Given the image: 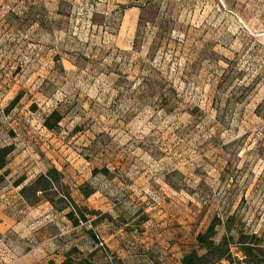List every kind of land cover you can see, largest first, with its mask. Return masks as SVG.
Masks as SVG:
<instances>
[{
    "label": "rangeland",
    "instance_id": "obj_1",
    "mask_svg": "<svg viewBox=\"0 0 264 264\" xmlns=\"http://www.w3.org/2000/svg\"><path fill=\"white\" fill-rule=\"evenodd\" d=\"M9 144L0 264L58 263L94 231L106 249L76 260L176 264L215 215L264 236V0H0ZM52 165L79 226L20 192Z\"/></svg>",
    "mask_w": 264,
    "mask_h": 264
},
{
    "label": "trees",
    "instance_id": "obj_2",
    "mask_svg": "<svg viewBox=\"0 0 264 264\" xmlns=\"http://www.w3.org/2000/svg\"><path fill=\"white\" fill-rule=\"evenodd\" d=\"M16 102L17 98L13 100L11 107ZM60 120L61 114L54 110L45 120V126L54 129ZM14 149V144L0 147V169L6 167L8 156ZM24 180L25 178L18 179L16 185L22 184ZM84 187V194L89 196L91 191ZM20 192L31 204L37 203L40 196H44L57 209L66 210L67 217L75 226H79L83 221L88 220L84 208L72 196L69 185L64 180L63 171L55 165L38 175L32 182L23 185ZM91 213L100 214L93 220L95 224L104 217V214L98 210ZM222 225L225 227V233L218 240L219 227ZM90 230L94 229L91 228ZM92 237L94 238L92 242L98 244V248L106 249V245L98 233L92 232ZM233 247H237L243 253L242 261L246 264H264V236L257 232L245 230L241 222L237 223L235 214L228 215L226 219L220 215H215L208 226L197 234L196 245L185 252L177 264H224V261L233 262L235 257ZM95 251L96 249L91 253H95ZM75 253L80 254L82 251L79 247L71 248L62 262L57 263L55 260H51L50 264H96L90 256H81L76 260L73 256Z\"/></svg>",
    "mask_w": 264,
    "mask_h": 264
},
{
    "label": "crops",
    "instance_id": "obj_3",
    "mask_svg": "<svg viewBox=\"0 0 264 264\" xmlns=\"http://www.w3.org/2000/svg\"><path fill=\"white\" fill-rule=\"evenodd\" d=\"M93 245L91 246V247H86V248H82L81 246H79V245H77L78 247H79V249L81 250V251H89V252H91V251H93V250H95V249H97L98 247H99V245L98 244H96V243H92ZM98 250L99 251H102V248L100 249V248H98ZM63 254V253H62ZM56 255H58V254H56ZM175 255V254H174ZM62 256V259H60V260H58V263H60V262H62L65 258H66V256L65 255H61ZM183 255H180V257H179V259H178V261L176 262V264L177 263H179V261H180V259H181V257H182ZM171 260H173V259H170V260H168V261H171ZM155 264H166V262H155Z\"/></svg>",
    "mask_w": 264,
    "mask_h": 264
}]
</instances>
